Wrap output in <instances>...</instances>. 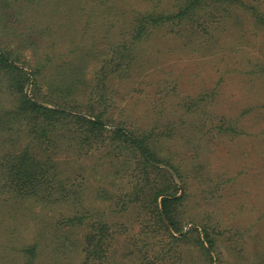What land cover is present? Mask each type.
I'll list each match as a JSON object with an SVG mask.
<instances>
[{"label": "rangeland", "instance_id": "374dc122", "mask_svg": "<svg viewBox=\"0 0 264 264\" xmlns=\"http://www.w3.org/2000/svg\"><path fill=\"white\" fill-rule=\"evenodd\" d=\"M183 2L0 0V57L15 68L7 75L0 62V157L26 143L41 155L46 145L61 171L85 168L79 214L0 196V264H84V232L66 226L82 208L89 211L83 223L101 219L109 227L105 264H264V28L233 5L205 6V31L194 26L197 17L177 27L139 26L147 14L176 13ZM257 3L264 14V1ZM24 72L22 95L30 100L89 120L102 113L104 136L145 139L156 160L152 188L165 192L159 212L162 198L179 199L172 212L183 240L171 241L153 214L132 209L141 198L121 213L120 204L100 198L103 189L127 202L131 176L142 173L137 154L121 151L117 163L114 142L82 146L69 123L44 146L27 135L38 124L2 133L10 122L2 117L21 96L10 76ZM32 246V255L25 252Z\"/></svg>", "mask_w": 264, "mask_h": 264}, {"label": "trees", "instance_id": "16d2710c", "mask_svg": "<svg viewBox=\"0 0 264 264\" xmlns=\"http://www.w3.org/2000/svg\"><path fill=\"white\" fill-rule=\"evenodd\" d=\"M257 1L258 0H252L247 3V0H184L176 13L163 15L147 14L141 18L139 26L151 23L152 26L160 27L166 24H171L177 27L184 20H191L197 17V24H194V26L205 31L208 26L207 24L205 25L206 22L201 21L199 18V12H203L205 6L211 5L216 7L219 5H233L244 8L250 13L256 23L264 28V14L260 9L262 5H259ZM263 1L264 0H262V4ZM200 17H209V15ZM0 62L4 66L1 67V69L5 71L7 75H10L12 69H15L8 64L6 59L4 60L0 57ZM27 81L28 77L25 72L19 76H10V88L18 89L21 96L18 100L17 106L12 110L7 111L5 116L2 117L4 120L10 121L9 123H5L7 126L2 133H8L10 131L8 130L9 126H16L18 128L16 132L20 133V127L25 126L22 129L24 130L26 124H38V126L33 128V130L27 135L31 142H36L40 146H44V143L48 142L47 136L49 133L53 134L58 126H61L64 123H69L72 124V128L75 129L73 134L80 138L82 146L88 147L91 145L97 148H103L107 146L106 142H114L113 148L110 149L109 147V153L117 163H119V160L121 159L119 156L121 151L127 150L135 155L137 154V161L142 168V173L131 176L133 191L130 194V198L126 197L127 202H122L117 196L107 198L106 192L103 189H101V192L99 193L100 198L109 201L111 205L115 206V209L117 208V205L120 204L121 206H118L120 208L118 212L120 213L121 211L126 212L129 210L130 206H125L126 203L133 204L135 200L141 198V206H133L132 209L138 211L139 215L145 212V214L147 213L152 217L153 214L159 222V227L163 229L164 233L167 234V237L171 241L183 240L186 235L183 234L182 229L178 228L177 224H175L172 212L173 207L177 204L179 199H173L171 197L162 198L160 200L161 212H159L157 200L165 192L157 188H152L150 170H155V168H153L150 163H154L156 160L148 152L145 139L142 138L138 141H132L123 131H114L110 135L104 136V126L103 122L100 120L102 113L95 114L93 116L94 120H89L83 116L40 105L36 100H30L22 95L23 88ZM56 106H59V104ZM93 143L96 144L92 145ZM137 143L141 146L148 161L137 152ZM120 145H124V147L120 148ZM29 146L30 144L28 143H26L21 149H15L10 146L11 150L5 152L4 155L0 157V196H5L6 199H14L17 197L33 199L36 203H46L47 205H65L69 208L71 207L73 211L76 210L75 213L79 214V209H81L79 208V205L82 203L79 199L84 196L83 186L79 182V177L83 176L82 173H84L83 171H85V168L78 167L77 170H73L68 174V172L61 171V161L58 158H54L47 149H45L46 145L44 146L41 155L31 152ZM138 168L135 166V169ZM133 171L136 172V170H132V172ZM74 188L76 189V193ZM132 198L134 201L131 200ZM82 209L83 211L81 213L83 214L67 219L66 226L80 227V231L84 232L81 236V249L84 255V264H105V261L109 257L111 247L108 240L111 238L109 227L106 222H103L101 219H98L97 221H89L86 224L83 223L87 216L86 214L89 213V211L86 208ZM144 215L142 216V219ZM163 218H165L171 231L174 234L180 235L179 238H176L169 232L167 226L163 223ZM204 241L211 250L213 248V240L205 234ZM198 243L204 248V243L200 239H198ZM34 250L35 247L32 246L26 249L25 252L32 255Z\"/></svg>", "mask_w": 264, "mask_h": 264}]
</instances>
